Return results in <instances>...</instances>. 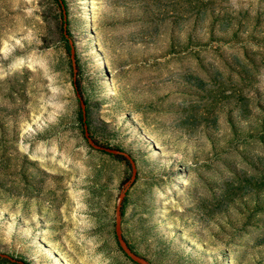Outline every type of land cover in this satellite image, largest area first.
<instances>
[{"label": "rangeland", "instance_id": "rangeland-1", "mask_svg": "<svg viewBox=\"0 0 264 264\" xmlns=\"http://www.w3.org/2000/svg\"><path fill=\"white\" fill-rule=\"evenodd\" d=\"M124 191L147 264H264V0H0V254L139 264Z\"/></svg>", "mask_w": 264, "mask_h": 264}, {"label": "water", "instance_id": "water-1", "mask_svg": "<svg viewBox=\"0 0 264 264\" xmlns=\"http://www.w3.org/2000/svg\"><path fill=\"white\" fill-rule=\"evenodd\" d=\"M64 19H65V23H64V31H65V34L68 35V22H67V13L66 11L64 10ZM70 45H71V52H72V55L74 57V45H73V42L72 40H70ZM75 86L77 88V84L75 82ZM78 97L80 98V101H81V104H82V107H83V121L85 122L86 120V103L85 101L82 99L80 93L78 92ZM86 129H85V134L86 136L88 135V129H87V126H85ZM95 147L99 150H103V151H106L108 153H111V154H119V155H123L125 157H127L131 163V166L133 168V177L132 179L134 180L136 178V171H137V168H136V163L135 161L132 159L131 155H129L128 153H126L125 151H121L119 149H115V148H112V147H104V146H98V145H95ZM125 191L122 193L121 195V198H120V205H119V211H118V216H117V221H116V233H117V236L118 238L122 241V244L125 248V251L127 253V255H129L135 262L139 263V264H147V262L142 259L139 255H137L136 253L132 252V250L130 249V247L123 241V236L121 234V214H120V207H121V203H122V200L125 196ZM0 256L2 257H5V258H8L10 259L11 261L13 262H16V263H19V264H29V263H26L25 261L23 260H17L15 258H12L10 256H8L7 254H0Z\"/></svg>", "mask_w": 264, "mask_h": 264}, {"label": "bare ground", "instance_id": "bare-ground-1", "mask_svg": "<svg viewBox=\"0 0 264 264\" xmlns=\"http://www.w3.org/2000/svg\"><path fill=\"white\" fill-rule=\"evenodd\" d=\"M22 60V59H21ZM21 63H23V62H21ZM75 178V177H74ZM71 185L74 183V179L73 178H71V179H68L67 180ZM186 182V181H185ZM185 182H182V183H179L178 182V186H176V187H183V186H185ZM178 189V188H177ZM181 189V188H180ZM183 189V188H182ZM49 251V250H48ZM50 251L53 253V251H54V248L53 247H51V249H50ZM47 252V251H46ZM55 253V252H54ZM65 253V252H64ZM50 256V255H49ZM62 257L64 258L63 259V261H64V264H74L71 260H69L68 258H67V256H66V254H62ZM37 264V263H36Z\"/></svg>", "mask_w": 264, "mask_h": 264}, {"label": "trees", "instance_id": "trees-1", "mask_svg": "<svg viewBox=\"0 0 264 264\" xmlns=\"http://www.w3.org/2000/svg\"><path fill=\"white\" fill-rule=\"evenodd\" d=\"M76 84H77V82H76ZM26 263H29V262H27V261H25Z\"/></svg>", "mask_w": 264, "mask_h": 264}]
</instances>
